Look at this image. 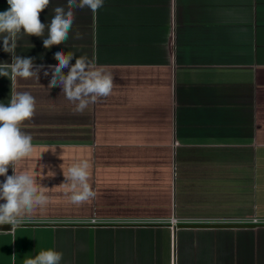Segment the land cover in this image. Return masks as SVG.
<instances>
[{
	"label": "crops",
	"instance_id": "crops-1",
	"mask_svg": "<svg viewBox=\"0 0 264 264\" xmlns=\"http://www.w3.org/2000/svg\"><path fill=\"white\" fill-rule=\"evenodd\" d=\"M66 4L50 0L40 21ZM8 8L0 0V12ZM74 15L64 44L45 48L47 30L18 40L16 54L44 66L39 81L0 76V102L11 90L36 98L22 127L35 147L17 170L44 164L56 173L40 181L48 204L15 233L0 230V264L49 248L63 253L61 264H264V223L170 224L264 219V0H104L95 14ZM58 49L75 53L70 65L87 55L106 66L111 95L75 112L59 87L48 88L51 72L44 75ZM4 62L11 54L0 39ZM46 147L56 153L37 162ZM84 159L96 197L76 205L60 165Z\"/></svg>",
	"mask_w": 264,
	"mask_h": 264
},
{
	"label": "clouds",
	"instance_id": "clouds-1",
	"mask_svg": "<svg viewBox=\"0 0 264 264\" xmlns=\"http://www.w3.org/2000/svg\"><path fill=\"white\" fill-rule=\"evenodd\" d=\"M8 10L0 12V39L3 41V51L11 54V63H0V76L7 77L14 84L18 78H36L43 65H35L31 57H21L16 54L18 40L24 36L35 35L43 39L45 48L64 44L72 29L75 19L74 9H90L95 14L104 5V0H67L66 6H56L52 9L54 15L50 22L45 24L39 19V14L48 7L50 0H7ZM75 39L82 38L77 31ZM55 58L58 63L49 65L44 71L51 79L48 88L59 87L64 97L74 105V111L83 113L90 104L98 99L111 95L114 83L113 75L106 66L97 65L95 58L80 55L75 63L70 65L75 53L57 50ZM67 68V74L64 69ZM36 112V98L29 91L11 90L10 100L5 104L0 102V176L5 177L0 182V225L10 224L12 233L26 221L32 219L36 209L46 206L50 189L40 181L56 175L50 166L40 164L39 171L17 170L16 164L32 155L34 145L33 136L23 131V122L31 120ZM56 148L46 147L41 154ZM61 158V155L59 157ZM11 166L12 175H8ZM90 163L88 160H79L72 163L66 171L60 168L65 177L63 185L70 189V201L81 205L96 197V192L89 183ZM48 167L45 173L44 169ZM39 178V180L37 179ZM15 239V238H14ZM13 239V240H14ZM63 253L52 248L40 250L34 257L25 258L23 264H61ZM15 260V254H13Z\"/></svg>",
	"mask_w": 264,
	"mask_h": 264
},
{
	"label": "built area",
	"instance_id": "built-area-1",
	"mask_svg": "<svg viewBox=\"0 0 264 264\" xmlns=\"http://www.w3.org/2000/svg\"><path fill=\"white\" fill-rule=\"evenodd\" d=\"M30 222L29 220L26 221L25 223ZM88 223L92 224H98V223H105L107 221H103L101 219L97 218H91L88 221ZM124 222H140V221H124ZM146 222H152L151 220H147ZM202 222H207V223H254V224H262L264 223V219L260 218H253V219H224V220H212V221H189V220H180L178 218H171L170 219V224L172 227L176 228L179 223H202Z\"/></svg>",
	"mask_w": 264,
	"mask_h": 264
},
{
	"label": "water",
	"instance_id": "water-1",
	"mask_svg": "<svg viewBox=\"0 0 264 264\" xmlns=\"http://www.w3.org/2000/svg\"><path fill=\"white\" fill-rule=\"evenodd\" d=\"M181 226L210 227V228H241L255 226L249 223H188ZM0 230H12L10 224L0 225Z\"/></svg>",
	"mask_w": 264,
	"mask_h": 264
},
{
	"label": "rangeland",
	"instance_id": "rangeland-1",
	"mask_svg": "<svg viewBox=\"0 0 264 264\" xmlns=\"http://www.w3.org/2000/svg\"><path fill=\"white\" fill-rule=\"evenodd\" d=\"M251 239V241H254L256 239V235H253L251 237H249ZM250 241V240H249Z\"/></svg>",
	"mask_w": 264,
	"mask_h": 264
}]
</instances>
